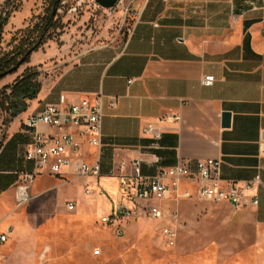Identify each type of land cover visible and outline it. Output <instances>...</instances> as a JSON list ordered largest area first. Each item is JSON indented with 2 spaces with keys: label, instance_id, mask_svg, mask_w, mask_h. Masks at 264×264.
<instances>
[{
  "label": "crops",
  "instance_id": "crops-1",
  "mask_svg": "<svg viewBox=\"0 0 264 264\" xmlns=\"http://www.w3.org/2000/svg\"><path fill=\"white\" fill-rule=\"evenodd\" d=\"M4 1L0 0V9ZM33 2L36 0H21L19 10L3 24L0 45L8 41L10 32L27 25L24 19L31 16ZM44 69L51 71L36 77L40 86L35 97L26 99L25 109L10 121L12 128L17 123L20 127L12 135L24 137L16 148L18 171L31 167L24 158L32 138L23 125L29 115L48 104L65 106L81 98L91 100L99 92L103 95L100 146L80 138L82 159H98L100 171L94 176L74 177L82 181L84 192L89 190L85 194L93 195L83 200L95 208L88 211L76 203L78 209L72 216L78 225L89 226L95 215L100 223V217L115 205L132 204L134 160L141 176H151L180 161L193 169L197 160L213 158L220 160L222 183H254L240 206L204 200V226L212 227L208 222L216 221L213 229L217 237L233 244L256 245L260 250L257 258L263 260L264 0H139L122 39L92 44ZM14 73L3 77L0 85L20 76ZM206 75L214 77L209 86L201 84ZM111 96L114 106L109 104ZM225 113L229 115L227 125H223ZM149 123L161 131L159 138L143 133ZM38 130L52 132L42 124ZM43 176L52 183L34 187L36 193L57 188L58 181H64L60 176ZM15 181L0 192V232L10 227L8 239L0 244V264H28L36 243H41L39 264L100 263L111 244L109 233L100 238L85 229L66 247L65 227L56 225L59 235H38L37 240L33 228L22 225L11 212ZM186 188L193 191L195 184L181 182L179 190ZM173 197L161 202L162 207L178 200ZM251 197L257 199L256 204ZM67 202L75 208L73 201ZM60 207L56 205L55 212L61 213ZM226 210L232 215H226ZM135 218L150 217L141 210ZM97 238L102 241L101 255L93 256L89 245Z\"/></svg>",
  "mask_w": 264,
  "mask_h": 264
},
{
  "label": "rangeland",
  "instance_id": "rangeland-1",
  "mask_svg": "<svg viewBox=\"0 0 264 264\" xmlns=\"http://www.w3.org/2000/svg\"><path fill=\"white\" fill-rule=\"evenodd\" d=\"M50 1L36 0L33 2V6L30 7L31 16L24 19L27 25L24 24V27L17 30H24L38 22L50 7ZM63 1L64 3L59 4L60 9L56 10L53 17L57 26L54 32H51L49 36H44L38 47L31 52L28 61L20 64L13 71L14 74L21 75L26 68H36L38 74H47L51 70L44 68L52 67L62 58H66V55L70 56L95 43L122 39L133 21L139 2V0H119L112 8H103L93 0ZM20 6L21 0H5L0 9V16L7 12L6 21H8ZM73 7L77 9L71 10ZM17 30L10 32L8 41L0 45V55L12 50L20 40H25L22 37L28 35L27 32H16ZM35 36L36 33L30 37L32 42H35ZM5 47L6 49L2 50ZM41 56L45 57L41 60ZM32 63L34 65L29 66ZM14 81L7 86L12 85ZM3 86L1 84L0 89ZM8 93L9 89L0 93V146L20 129L19 123L12 128V124L7 122L8 113L4 106ZM44 183H52V180L43 175L36 176L34 185L30 189L32 197L18 200L13 195L11 199L14 198V204L11 212L17 217V221L22 225L31 226L37 234V240H39L38 235L42 237L44 234L48 238H54L60 234L54 226H64L63 235L66 247H69L75 238H80L85 229L98 233L100 238H102V233H109L111 244L99 264H264V258L262 261L257 258V252L260 250L256 245L233 244L232 240L217 237L213 229L216 223L214 220L208 222L212 224V227L204 226V199H196L192 196L166 202L163 205L162 218H135L128 223L124 234L119 236L99 223V215H95L89 221V226H85L86 228L78 225L74 220L72 214L78 209L76 203L78 205L82 203L85 210H95L93 205L88 206L87 200L92 199L93 195L85 194L82 181L75 178L58 181L57 188L47 185L45 187L49 188L46 191L36 193L34 187L37 188ZM12 189L16 194L15 184ZM84 198L87 200H83ZM68 200L76 205L71 211L64 206ZM56 205L63 206L61 213L55 212ZM173 209L177 211V217L170 219V211ZM226 215L231 216L232 212L226 210ZM166 231L174 232L175 243L172 247L166 246ZM101 242L99 238L95 239L89 245L90 249L101 247ZM40 244L36 243L32 248V257L28 264H39ZM13 259L12 263L15 261ZM87 264L95 263L88 262Z\"/></svg>",
  "mask_w": 264,
  "mask_h": 264
},
{
  "label": "built area",
  "instance_id": "built-area-1",
  "mask_svg": "<svg viewBox=\"0 0 264 264\" xmlns=\"http://www.w3.org/2000/svg\"><path fill=\"white\" fill-rule=\"evenodd\" d=\"M63 3L62 0L61 4ZM76 9L73 7L71 10ZM213 80L212 75H206L202 77L201 84L209 86ZM102 97L103 95L99 92L91 100L81 98L65 106L48 104L24 120L26 132L32 137L25 150L24 158L31 167L17 174L15 189L20 190L21 193L25 192V198L21 200L32 197L30 189L36 176L48 174L69 180L74 177L99 174L98 159L93 162L82 159L80 138H86L87 144L91 146H100ZM109 104L115 105L113 96L109 98ZM173 118L178 119V116ZM39 124L51 127L52 132L39 131ZM143 133L159 138L161 131L149 123L143 127ZM64 168L68 170L64 171ZM219 168L220 160L207 158L197 160L193 169L187 162L180 161L173 166L159 169L151 176H141L138 171V161L134 160L135 181L131 196L132 204L130 206L115 205L110 213L100 217V223L112 228L116 235H123L126 223L134 219L141 210L150 218H162L164 213L161 202L171 199L172 195L175 200L194 196L212 202H226L234 206L244 204L248 196L247 192L253 188L254 181L222 183L219 178ZM183 181L194 183V190L190 191L186 188L180 191L179 185ZM85 193H89L87 188ZM139 201H144V204L141 205ZM250 201L253 204L257 203L255 197H251ZM66 208L72 210L74 204L67 202ZM176 217V211H171L170 218ZM9 234L10 227L0 232V244L6 242ZM165 243L168 247L174 246V232L166 231ZM91 253L93 256H100V247H94Z\"/></svg>",
  "mask_w": 264,
  "mask_h": 264
},
{
  "label": "trees",
  "instance_id": "trees-1",
  "mask_svg": "<svg viewBox=\"0 0 264 264\" xmlns=\"http://www.w3.org/2000/svg\"><path fill=\"white\" fill-rule=\"evenodd\" d=\"M62 0H51L50 7L47 12L40 17L38 22H35L31 27L24 28V30H17L16 32H27L28 35L22 37L25 40L14 46L10 51L0 55V80L8 74V70L13 68L20 59L22 63L27 62L32 51H34L44 36L51 35L56 29L54 15H52L53 8L59 9V4ZM56 12V11H55ZM55 14V13H54ZM7 12L0 16V32L1 24L5 23ZM36 33V40H30L31 36ZM38 70L36 68H26V70L18 76L12 85H4L0 89V93L5 89H9L6 96L5 111L8 113V120L10 122L20 111L25 109V100L35 97L39 90L40 84L37 82ZM24 137L20 133L12 135L4 144L0 146V192L5 190L17 179L19 159L16 157L17 144L23 141ZM28 169L29 165L26 166ZM19 168V169H18ZM15 171H17L15 173Z\"/></svg>",
  "mask_w": 264,
  "mask_h": 264
},
{
  "label": "water",
  "instance_id": "water-1",
  "mask_svg": "<svg viewBox=\"0 0 264 264\" xmlns=\"http://www.w3.org/2000/svg\"><path fill=\"white\" fill-rule=\"evenodd\" d=\"M98 6L103 7V8H112L113 6H115L118 2V0H93ZM56 9L53 8L52 11V15H54ZM23 59H20L18 61V63L11 68L10 70H8V74L12 73L14 70H16L20 64H22ZM228 120H229V115L227 113L224 114V123L223 125H227L228 124Z\"/></svg>",
  "mask_w": 264,
  "mask_h": 264
},
{
  "label": "bare ground",
  "instance_id": "bare-ground-1",
  "mask_svg": "<svg viewBox=\"0 0 264 264\" xmlns=\"http://www.w3.org/2000/svg\"><path fill=\"white\" fill-rule=\"evenodd\" d=\"M16 194H17L16 197H17L18 200H21V199H24L25 198V192H22L21 193L20 190H16Z\"/></svg>",
  "mask_w": 264,
  "mask_h": 264
}]
</instances>
